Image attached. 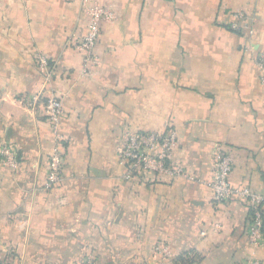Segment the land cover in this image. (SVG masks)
Masks as SVG:
<instances>
[{"label":"crops","instance_id":"crops-1","mask_svg":"<svg viewBox=\"0 0 264 264\" xmlns=\"http://www.w3.org/2000/svg\"><path fill=\"white\" fill-rule=\"evenodd\" d=\"M89 2L117 18L101 24L87 73L75 48L89 20L83 0H0V259L250 264L247 201L219 204L205 181L225 147L232 185L264 195V0ZM48 90L63 101L66 162L49 187L54 135L34 102ZM170 130L193 178L126 177L125 132ZM254 251L264 264V246Z\"/></svg>","mask_w":264,"mask_h":264},{"label":"built area","instance_id":"built-area-1","mask_svg":"<svg viewBox=\"0 0 264 264\" xmlns=\"http://www.w3.org/2000/svg\"><path fill=\"white\" fill-rule=\"evenodd\" d=\"M84 11L89 20L85 33L78 38L75 48L83 54V70L87 73L98 64V57L94 50L101 33V24L117 18L116 12L97 2L83 0ZM235 18L244 20L242 11H237ZM239 25H234L239 28ZM43 69L47 68L48 62L45 57H40ZM256 63L261 73V81L264 84V52L259 54ZM49 80V77H48ZM46 95L38 93L34 96V102H42L47 120L50 123L54 135V147L50 158L49 171L46 186L61 182L64 179L65 159L61 150L63 135L60 125L64 115L62 98L54 90H48ZM125 138L119 150L121 162L126 168V177L131 178L134 174H150L156 176L193 178L174 158V152L178 145V134L175 130L158 132H133L126 131ZM6 162L17 167L10 150L3 151ZM234 169V160L231 153L225 147L216 150L213 156L212 177L205 183L212 189L214 200L217 203H225L235 197L247 201L251 211L248 237L253 249L250 264H260L254 249L264 246V211L262 203L264 195L249 187L235 188L231 183V175ZM0 264H7L0 262ZM82 264H96L92 253L82 259Z\"/></svg>","mask_w":264,"mask_h":264},{"label":"trees","instance_id":"trees-1","mask_svg":"<svg viewBox=\"0 0 264 264\" xmlns=\"http://www.w3.org/2000/svg\"><path fill=\"white\" fill-rule=\"evenodd\" d=\"M251 211L249 209V221H250ZM0 262H6L7 264H15L14 257L7 255L4 259H0Z\"/></svg>","mask_w":264,"mask_h":264},{"label":"rangeland","instance_id":"rangeland-1","mask_svg":"<svg viewBox=\"0 0 264 264\" xmlns=\"http://www.w3.org/2000/svg\"><path fill=\"white\" fill-rule=\"evenodd\" d=\"M124 166V165H123ZM124 169H126L125 167H124ZM129 179H131V178H129ZM81 263H82V260H81Z\"/></svg>","mask_w":264,"mask_h":264}]
</instances>
